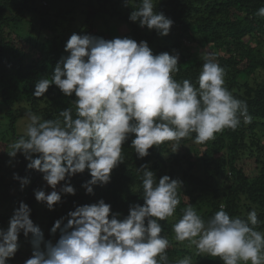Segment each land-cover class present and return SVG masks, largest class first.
<instances>
[{"label":"clouds","instance_id":"obj_1","mask_svg":"<svg viewBox=\"0 0 264 264\" xmlns=\"http://www.w3.org/2000/svg\"><path fill=\"white\" fill-rule=\"evenodd\" d=\"M126 6L134 9L130 21L161 36L169 34L174 22L154 12V0L138 4L126 0ZM256 15L264 18V7ZM65 51L69 55L56 65L51 80L35 83L33 96L43 97L55 85L66 97L75 95L74 109L68 107L58 118L46 120L28 111L24 134L6 151L11 158L22 154L27 169L41 173L53 189L47 194L34 191L36 201L49 211L61 203L62 195H75L69 181L86 169L91 176L82 185L87 194H93L94 186L107 185L113 169L123 163L122 145L129 135L135 137L131 148L142 159L150 148L166 141L175 142V152L193 133V142L202 144L224 129L234 131L253 120L247 102L225 87L226 71L211 53L201 55L204 62L193 84L174 78L178 54L153 55L145 41L73 33ZM137 172L142 174V206H131L122 220L118 214L110 218L111 206L103 199L77 206L55 221L51 233H60L55 244L45 241L41 228L30 219L31 209L21 202L7 230L0 229V264L14 257L21 233L31 236L32 256L25 264H169L170 240L162 235L160 222L174 216L182 181L168 175L157 181L147 165ZM13 179L21 190L30 183L15 173ZM224 208L221 204L207 220L192 205L182 209L181 218L172 224L175 241L187 242L196 255L219 258L222 264H264V232L256 229L255 208L246 218L230 216ZM175 264L193 260L186 255Z\"/></svg>","mask_w":264,"mask_h":264},{"label":"trees","instance_id":"obj_2","mask_svg":"<svg viewBox=\"0 0 264 264\" xmlns=\"http://www.w3.org/2000/svg\"><path fill=\"white\" fill-rule=\"evenodd\" d=\"M36 1L0 0V113L7 120V123L0 121V207L9 206L6 210L13 213L21 202L27 204L31 209L30 219H39L38 226L45 241L55 244L60 236L59 232L51 233L55 221L66 217L77 206L103 199L111 206L110 218L118 214L121 220L129 215L131 206H142V174L137 169L147 165L157 181L164 175L182 181L178 193L180 204L174 216L160 222L162 235L170 240L171 246L166 250L169 264H175L177 258L186 255L195 258L196 264H222L219 258L198 256L182 249L180 242L175 241L172 224L189 205L205 220L219 211L221 204L230 216L241 218H246L255 208L259 221L256 229L264 232V18L256 15L258 9L264 7V0H154V12L174 22L167 36L130 21L134 9L126 6V0H80L85 3V10L78 18L74 17L79 27L67 22L66 14H72V9L65 15L59 12L55 17L50 16L52 8L62 11V5H57L76 0H49L52 8L48 10L37 7ZM33 16L38 34L27 38L22 31L27 22L33 24L28 19ZM98 22L104 24L101 31L94 28ZM119 24L128 30L121 38L147 42L153 55L178 54L179 71L173 74L177 81L189 79L195 84L198 79L204 61L188 53L186 45L187 41H196L202 54L204 51L211 53L225 69V87L236 98L247 102L253 120L247 125L241 123L234 131L224 129L202 144L193 142V133L179 142L175 152L172 150L175 142L166 141L150 148L148 156L142 159L131 148L135 137L129 135L122 145L123 163L113 169L107 185L94 186L93 194H87L82 187L91 179L86 169L69 181L75 195H62L61 203L52 211L45 205L39 217L36 207L41 203L36 201L34 191L48 193L42 183L43 176L27 169L28 161L22 154L9 157L8 146L24 134L19 129L25 126L28 111L46 120L58 118L59 112L68 107L74 109L71 102L76 99L75 95L66 97L55 85H51L43 97L33 96L35 83L44 78L51 80L56 65L69 55L65 51L70 38L68 32L73 30L79 35L112 40L110 28ZM33 158L38 157L34 155ZM247 159L255 162V172L247 168ZM243 161L246 162L241 163ZM14 173L33 182L27 193L12 195L10 187L20 183L18 180L8 182ZM63 184L61 182L60 187ZM9 219L0 213V229L7 230ZM18 242L23 245L7 264H25L32 256L31 236L25 238L21 233Z\"/></svg>","mask_w":264,"mask_h":264},{"label":"rangeland","instance_id":"obj_3","mask_svg":"<svg viewBox=\"0 0 264 264\" xmlns=\"http://www.w3.org/2000/svg\"><path fill=\"white\" fill-rule=\"evenodd\" d=\"M84 1H88V0H84ZM36 4H37V7L41 8V7H44L46 8V10H48V8H52L50 7V1L49 0H37L36 1ZM61 6V10L62 11H58V9H55V8H52L50 10V13H51V17H55L56 14H58L59 12L63 13L65 15V13L68 11V10H73V13L72 14H66V17H67V22L68 24H72L74 23V25L76 24L78 27H79V24L75 21L74 22V17L78 18L80 15H81V12L83 10H85V3H82V1L80 2V0H76L75 2H72V3H67V2H63V4H59L57 6ZM29 20H32L33 21V24H31L30 22H27L25 24V27L22 31V34L29 38V37H35L37 34H38V27L35 25L36 22V17H29L28 18ZM55 19V18H54ZM61 19V18H60ZM53 22H55V20H53ZM112 23V22H111ZM94 28H99V30L101 31L103 28H104V24L103 22H98L97 24L94 25ZM78 29V28H76ZM110 32L112 34V37L114 38H121L124 34H126L128 32L126 26H124L123 24H119V25H116V26H113L110 28ZM74 33V31H70L68 32V37H70L72 34ZM186 45H187V52L195 55V56H198V57H201L202 53L200 49L197 48V42L196 41H187L186 42ZM49 46V45H48ZM149 48L152 50V47L150 44H148ZM207 51H204L203 53H205ZM208 53V52H207ZM2 111L5 110V107L2 106ZM4 114L3 113H0V121L2 123H7V120H5L3 117ZM22 128L19 129L20 133H24V128L25 126H21ZM264 141V140H263ZM246 161H243L241 163H244ZM255 167H256V164L255 162L253 161V159H247V168L250 170V171H254L255 172ZM18 174V173H17ZM15 181V179H13V175L9 176V179H8V182L10 183H13ZM30 181V180H29ZM229 181V180H228ZM32 181H30V183L28 185H26L23 190H21V185L20 183L19 184H12V186L10 187L11 188V193L12 195H15V196H19L20 193H27V191L29 190L30 186L32 185ZM44 187L48 189V193H50L53 189H51L50 186H48L46 184V182H42ZM59 188H60V184H58L57 186V191H59ZM6 208L10 209L9 206H7ZM5 207H0V213H4L5 215L9 216L10 218L12 217L13 213L9 210H6ZM37 213L39 214V217H42V213H43V209L45 208V205H37ZM10 220V219H9ZM34 224L38 225L39 223V219H35L33 220ZM9 225V221L7 222V227ZM19 243V247L22 246L21 245V242H18ZM187 242H184V243H180L179 247H182V249H186V250H189L191 251L192 253H195V249L194 248H189L186 246ZM196 255V254H195ZM179 259V258H177ZM193 260V264H196V260L195 258H192Z\"/></svg>","mask_w":264,"mask_h":264},{"label":"built area","instance_id":"obj_4","mask_svg":"<svg viewBox=\"0 0 264 264\" xmlns=\"http://www.w3.org/2000/svg\"><path fill=\"white\" fill-rule=\"evenodd\" d=\"M29 258H31V257H29Z\"/></svg>","mask_w":264,"mask_h":264},{"label":"bare ground","instance_id":"obj_5","mask_svg":"<svg viewBox=\"0 0 264 264\" xmlns=\"http://www.w3.org/2000/svg\"><path fill=\"white\" fill-rule=\"evenodd\" d=\"M148 44V43H147Z\"/></svg>","mask_w":264,"mask_h":264}]
</instances>
